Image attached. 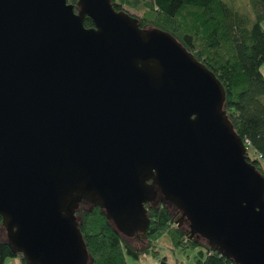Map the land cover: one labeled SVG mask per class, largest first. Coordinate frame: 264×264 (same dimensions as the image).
<instances>
[{
  "label": "water",
  "instance_id": "1",
  "mask_svg": "<svg viewBox=\"0 0 264 264\" xmlns=\"http://www.w3.org/2000/svg\"><path fill=\"white\" fill-rule=\"evenodd\" d=\"M0 0V218L28 264H89L81 205L128 238L149 204L234 264H264V177L222 83L111 0ZM90 18L94 27L86 28ZM186 221V222H185Z\"/></svg>",
  "mask_w": 264,
  "mask_h": 264
},
{
  "label": "trees",
  "instance_id": "2",
  "mask_svg": "<svg viewBox=\"0 0 264 264\" xmlns=\"http://www.w3.org/2000/svg\"><path fill=\"white\" fill-rule=\"evenodd\" d=\"M79 11V0H68ZM116 11L138 19L143 29L170 33L222 83L224 110L247 147V160L264 177V0H111ZM133 13H131V12ZM85 27H94L86 18ZM150 226L139 241L158 257L157 246L166 237L173 249L198 250L195 264H234L209 250L200 236L191 238L188 226H179L180 213L162 202L149 204ZM78 227L89 254V264H128L123 235L99 207L81 205ZM2 225V219L0 218ZM4 230L0 228L3 236ZM25 258L2 237L0 264ZM160 264H169L162 258Z\"/></svg>",
  "mask_w": 264,
  "mask_h": 264
},
{
  "label": "rangeland",
  "instance_id": "3",
  "mask_svg": "<svg viewBox=\"0 0 264 264\" xmlns=\"http://www.w3.org/2000/svg\"><path fill=\"white\" fill-rule=\"evenodd\" d=\"M131 12V11H130ZM133 13V12H131ZM264 72V67H263ZM180 218V217H179ZM2 237L0 234V240ZM136 237H123L124 253L128 264H160L162 258H167L169 264H195V258L198 250L192 249H173L166 237H163L157 246L158 257H154L151 249L146 244L138 241ZM13 261L12 264H22L19 258L6 260V264Z\"/></svg>",
  "mask_w": 264,
  "mask_h": 264
},
{
  "label": "flooded vegetation",
  "instance_id": "4",
  "mask_svg": "<svg viewBox=\"0 0 264 264\" xmlns=\"http://www.w3.org/2000/svg\"><path fill=\"white\" fill-rule=\"evenodd\" d=\"M178 212H179V211H178ZM179 213H180V212H179ZM180 216H181V214H180ZM180 216H179V217H180ZM185 222H186V221H185ZM183 225H186V226H187V224H186V223H184ZM138 241H139V240H138Z\"/></svg>",
  "mask_w": 264,
  "mask_h": 264
},
{
  "label": "crops",
  "instance_id": "5",
  "mask_svg": "<svg viewBox=\"0 0 264 264\" xmlns=\"http://www.w3.org/2000/svg\"><path fill=\"white\" fill-rule=\"evenodd\" d=\"M8 263H9V264H12V263H13V261H12V262H11V261H9ZM5 264H6V262H5Z\"/></svg>",
  "mask_w": 264,
  "mask_h": 264
}]
</instances>
